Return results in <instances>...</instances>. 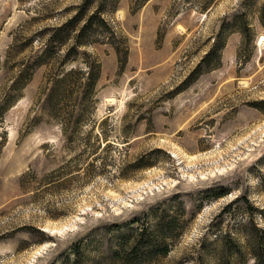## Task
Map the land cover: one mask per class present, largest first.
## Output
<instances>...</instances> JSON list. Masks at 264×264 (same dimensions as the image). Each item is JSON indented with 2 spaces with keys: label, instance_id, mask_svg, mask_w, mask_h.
<instances>
[{
  "label": "rangeland",
  "instance_id": "374dc122",
  "mask_svg": "<svg viewBox=\"0 0 264 264\" xmlns=\"http://www.w3.org/2000/svg\"><path fill=\"white\" fill-rule=\"evenodd\" d=\"M83 1L0 0V264H118L120 240L155 229L167 207L176 217L179 201L169 254L138 264H221L223 244L233 264H256L246 246L264 232V0L207 11L209 0H116L102 16L115 37L64 65L74 38L44 58ZM242 15L250 36L225 33L200 66L224 20ZM96 63L89 108L78 92L55 111L53 80Z\"/></svg>",
  "mask_w": 264,
  "mask_h": 264
},
{
  "label": "trees",
  "instance_id": "16d2710c",
  "mask_svg": "<svg viewBox=\"0 0 264 264\" xmlns=\"http://www.w3.org/2000/svg\"><path fill=\"white\" fill-rule=\"evenodd\" d=\"M95 1L96 0H84L81 5H78L76 7V14L74 17L69 19L65 24L50 31L52 32V34L47 42V45H45L46 48L43 54L45 56L44 58H46V55L55 57L59 54V49L67 45L68 42L74 38L76 44L67 49L65 59L62 63V65H64V61L73 60L70 55H72L73 53L77 54L78 47L88 45L91 41H93L95 37H98L100 35H110L112 37H115L113 31H111L109 24L106 22V20H104L102 16L105 12H107V7H112L116 0H104L103 3L96 7L95 12L91 16H87L89 9L94 6ZM148 1L150 0H142V2ZM209 1V4L203 6V11H207L210 3L216 0ZM83 22L84 24L82 25ZM238 23L241 24V27H239ZM237 31L242 34L243 40H246L250 36L252 29L250 27V23L246 21V15H242L241 17H233L230 22L224 20L219 35L217 36V38H219L217 40V43L214 45L210 53H208L203 59L200 66L203 64H208L209 61L211 62L210 59H213L218 54L220 49H223L225 47V42H222V37L225 33L231 34ZM75 32H77V34L75 35V37H73V33ZM108 38L102 39V41L105 42V40H107ZM108 41L109 44H111L116 49L120 68L124 69L125 65L127 64V54H125L123 57L116 47V44L110 42L112 41V39L110 38ZM44 64L45 63L42 57L35 62L36 67ZM77 75L78 78H76ZM100 75L101 66L100 64L96 63V65L94 66L90 65L88 71L86 72L71 71L70 73H67L63 78L53 80L55 81L53 90H55V87H57L55 93L58 97L54 105L55 111L56 109L61 110L64 105H67L71 100L74 102H78V98L75 97L76 93L78 92H80V95L82 96L80 103L83 104V111H86L89 108L90 99L94 95L95 87L98 83ZM26 80H24V84L22 83V85H26L25 82L29 81ZM260 105L264 106V102L257 105L259 106L258 108L260 110L264 111V108L260 107ZM58 112L60 114V111ZM70 114L72 117L73 111H71ZM69 121L71 122L72 118H70ZM142 161L143 159H140L131 166L135 167L138 163L139 166H143ZM225 195L226 194L222 193L216 196L218 198H221ZM178 198V196L175 197V200H177ZM163 205L165 206L164 203ZM169 209L171 211L172 207H167L166 210L164 209L165 213L163 212L164 214L159 219V222L155 226V229H153L152 226H145V228L142 229L140 233H138L137 237H135V241L133 243H130L127 239L122 238L119 244V251L116 253V255L113 256L114 262H118V264H138L139 260L150 261L151 259L159 255L167 256L170 252L171 247V244L167 242L171 240H177V238H179V236L182 234L183 224L180 223V217L187 215V211L185 209V204L183 201H179L177 203L178 211L176 213V217L168 214ZM154 212V210L150 211L151 214H153ZM257 232L260 235L259 239L255 237V243L248 244L246 248L248 247L247 250L249 249L250 254L256 261V264H264V232ZM39 233L43 237V241H45L44 233L42 231ZM221 237L223 236L221 235ZM235 254L236 253L231 250V248L227 244H223L222 250L218 251L216 253V256L221 264H233V262L231 261V257H234ZM107 260L109 261L110 259Z\"/></svg>",
  "mask_w": 264,
  "mask_h": 264
}]
</instances>
